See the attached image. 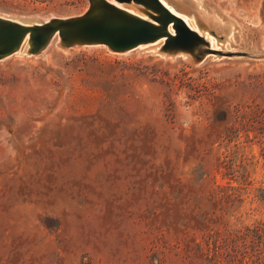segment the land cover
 <instances>
[{"label": "rangeland", "instance_id": "rangeland-1", "mask_svg": "<svg viewBox=\"0 0 264 264\" xmlns=\"http://www.w3.org/2000/svg\"><path fill=\"white\" fill-rule=\"evenodd\" d=\"M198 1L233 28L223 50L264 54V0ZM87 6L0 0V14ZM52 39L0 59V264H264V57Z\"/></svg>", "mask_w": 264, "mask_h": 264}, {"label": "water", "instance_id": "water-1", "mask_svg": "<svg viewBox=\"0 0 264 264\" xmlns=\"http://www.w3.org/2000/svg\"><path fill=\"white\" fill-rule=\"evenodd\" d=\"M129 3L141 7L133 10ZM52 38L63 48L102 44L114 52L156 45L152 52L156 55H184L193 63L208 56L264 57L211 47L202 33L187 25L160 0H88L87 8L78 15L49 17L33 23L0 15V59L20 48L24 54H39Z\"/></svg>", "mask_w": 264, "mask_h": 264}, {"label": "bare ground", "instance_id": "bare-ground-1", "mask_svg": "<svg viewBox=\"0 0 264 264\" xmlns=\"http://www.w3.org/2000/svg\"><path fill=\"white\" fill-rule=\"evenodd\" d=\"M160 2L162 4H164L167 8H169V10H171L175 14L179 15L185 21V23L187 25H189L191 28L202 33L205 36L206 40L208 41V43L211 47L221 49L222 51H228V50H223V48H222L223 43L220 41L221 40L222 41L230 40L231 38H233L232 35L234 33H230V32H232L233 28H231V25L229 23L221 21L216 16L208 15L206 12L201 10L199 8L200 2L198 0H169L168 1L169 4L166 3L164 0H160ZM182 4L185 5V7L188 9V11H191L195 15L199 16V18L196 20V22H195V20H194V18L190 12H188L189 14H187V15H184L180 12L182 10V6H181ZM128 6L133 10H135L136 7H141L140 5L135 6L131 3H129ZM1 16H3V15H1ZM9 18H11V17H9ZM12 19H16V18H12ZM34 19H36V18L35 17H29V18H26L24 20H22V19H19V20H22V21L28 22V23H32L31 21ZM204 29H208V30L205 32ZM226 33H230L228 39L225 36ZM53 40H56V39L53 38L52 41ZM55 45H56V41H55ZM156 48H157L156 45L155 46L139 45L135 48V50L150 49L149 51L152 53L153 51L156 50ZM23 52H24L23 49L20 48L19 50L14 52L11 56L22 55ZM181 56L184 57V55H181Z\"/></svg>", "mask_w": 264, "mask_h": 264}, {"label": "trees", "instance_id": "trees-1", "mask_svg": "<svg viewBox=\"0 0 264 264\" xmlns=\"http://www.w3.org/2000/svg\"><path fill=\"white\" fill-rule=\"evenodd\" d=\"M264 192V191H263ZM264 195V194H263Z\"/></svg>", "mask_w": 264, "mask_h": 264}]
</instances>
